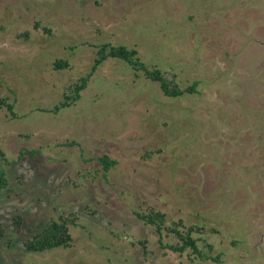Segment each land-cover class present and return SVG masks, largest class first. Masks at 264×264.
I'll return each instance as SVG.
<instances>
[{
  "label": "rangeland",
  "instance_id": "rangeland-1",
  "mask_svg": "<svg viewBox=\"0 0 264 264\" xmlns=\"http://www.w3.org/2000/svg\"><path fill=\"white\" fill-rule=\"evenodd\" d=\"M196 1L0 0V99L15 115L0 109V264H264V0H198L212 15ZM106 43L163 70L175 46L177 80L201 79V95L165 98L111 60L51 112ZM149 208L199 225L202 257L163 249L177 239L134 214ZM59 218L74 221L69 248L27 252Z\"/></svg>",
  "mask_w": 264,
  "mask_h": 264
},
{
  "label": "trees",
  "instance_id": "trees-1",
  "mask_svg": "<svg viewBox=\"0 0 264 264\" xmlns=\"http://www.w3.org/2000/svg\"><path fill=\"white\" fill-rule=\"evenodd\" d=\"M196 3L198 4V9L201 10L204 15H212V13H208L207 9L203 4H201V2L199 3L197 0ZM227 5L229 4L227 3ZM211 10L214 12V9H210L209 11L211 12ZM231 11L232 9H218V19H223V15L225 16L229 12L231 14ZM44 31L49 33V31L46 29H44ZM23 36L28 38V33H25ZM182 39L185 40L184 37H182ZM167 41L169 40L167 39ZM94 48L96 49L95 58L89 72L72 85L69 94L64 95L63 101L55 105L53 111L51 112L57 113L63 109H68L77 101H79L80 93L86 89L90 79L98 72L101 66L111 60L124 63L127 68L133 72L135 78L143 77L144 79L156 84L165 98L177 100L186 96L190 98L199 97L201 95V79L191 81V83L186 85V87H182L180 85L181 82L177 80V76L175 75V70L177 68V63L175 61V46L164 47L165 51L163 52V55L165 60L167 59L173 62L172 65H168L164 70L158 65H154L152 67L147 66L139 56L138 50L135 48H127L122 45L114 46L108 43L94 46ZM213 65L218 68V61H215ZM67 68H69V64L66 60L58 59L53 64L54 71H60ZM210 68L211 67L207 69L213 70ZM196 73L200 78L204 76L199 68L196 70ZM4 107L9 111L12 117L15 116L13 111L14 106L13 104L7 103L6 98L0 99V109ZM1 155L2 153H0V156ZM99 162L102 164L103 170L105 172H107L116 164L115 161L110 160L106 156L99 158ZM6 184L7 180L5 179L4 172L1 171L0 191L5 188ZM134 214L144 224L153 226L159 234L162 233V231H165L166 234H173L176 237L177 243L175 245H163L162 241H159L160 246L163 249H168L171 252L178 254L189 251L194 256L199 258L202 257V251L199 249L200 239L195 237V234H201L202 232L204 233V230L199 225L186 226L183 224V221L180 220L178 222H173L172 226L169 227L167 225L168 220L165 214L156 211L153 208H149L147 211H137ZM20 222V218H17L16 224L20 225ZM73 222L74 221L64 218H59L58 221H51L42 231L25 240L24 247L26 251L33 253H43L57 249L69 248L72 241L71 235L69 233V226ZM3 232L4 228H0V238L3 236ZM141 244L143 245L142 242ZM212 260L214 261V259Z\"/></svg>",
  "mask_w": 264,
  "mask_h": 264
}]
</instances>
